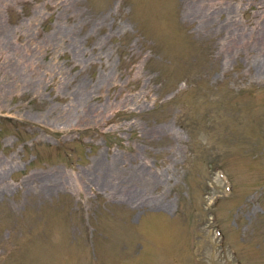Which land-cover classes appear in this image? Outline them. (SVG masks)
Wrapping results in <instances>:
<instances>
[{"label":"rangeland","instance_id":"obj_1","mask_svg":"<svg viewBox=\"0 0 264 264\" xmlns=\"http://www.w3.org/2000/svg\"><path fill=\"white\" fill-rule=\"evenodd\" d=\"M0 264H264V0H0Z\"/></svg>","mask_w":264,"mask_h":264},{"label":"bare ground","instance_id":"obj_2","mask_svg":"<svg viewBox=\"0 0 264 264\" xmlns=\"http://www.w3.org/2000/svg\"><path fill=\"white\" fill-rule=\"evenodd\" d=\"M194 14H198V13H196V11L194 12ZM201 16H199L198 18H196V19H205L206 17H207V13H206V10H204V9H202V12H201V14H200ZM208 17H209V15H208ZM208 17H207V19H208ZM85 88H86V86H85ZM80 89V88H79ZM84 89V88H83ZM83 89H81V90H83ZM87 91V90H86ZM83 96V95H82ZM81 96V97H82ZM82 99V98H81ZM83 102H84V100H83Z\"/></svg>","mask_w":264,"mask_h":264}]
</instances>
